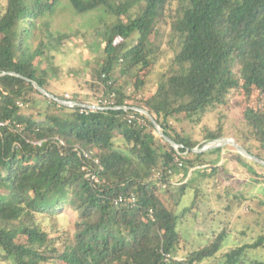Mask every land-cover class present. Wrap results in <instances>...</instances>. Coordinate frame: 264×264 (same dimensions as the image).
Here are the masks:
<instances>
[{
  "label": "trees",
  "instance_id": "1",
  "mask_svg": "<svg viewBox=\"0 0 264 264\" xmlns=\"http://www.w3.org/2000/svg\"><path fill=\"white\" fill-rule=\"evenodd\" d=\"M61 1L7 0L0 9V123L9 121L0 124V264H210L226 229L187 251L181 222L198 192L192 205L178 206L196 167L203 166L196 172L200 184L215 174L217 160L205 156L223 147L195 152L204 145L173 121L200 118L234 97L247 128L238 143L264 160V0H71L79 11L103 6L113 17L94 93L75 100L129 106L88 112L33 85L65 98L50 88L51 51L69 36L50 25ZM161 24L174 43L169 67L148 94L150 78L139 72L130 93L129 80L114 71L155 68L161 45L153 38ZM134 107L150 111L182 145L179 151L163 137L160 143L153 122ZM223 136L219 124L205 139ZM85 165L100 181L87 176ZM120 196L125 201L117 203ZM263 246L264 234L227 250L222 264H264V258L243 260Z\"/></svg>",
  "mask_w": 264,
  "mask_h": 264
},
{
  "label": "rangeland",
  "instance_id": "2",
  "mask_svg": "<svg viewBox=\"0 0 264 264\" xmlns=\"http://www.w3.org/2000/svg\"><path fill=\"white\" fill-rule=\"evenodd\" d=\"M6 4L7 0H0V9H3ZM135 11L133 9L132 14ZM123 18L127 19V16L123 15ZM50 21L54 32L69 35L58 49L51 51L53 65L51 63L50 66L54 67L55 74H51L50 88L64 95L68 93L73 96L92 95L94 92L91 85L97 82L96 69L100 67L104 56L105 25L113 21L112 15L103 6L84 12L75 8L71 0H62L50 17ZM168 30V25L161 24L159 33L153 38L155 45H161V49L156 51L160 52V55L155 68L140 70L137 68L126 75L121 74L120 67L114 71V77L121 81L129 80L128 92H133L131 84L140 72L139 74L150 78L145 85V91L148 94L150 89H154L153 83L157 76L169 67V60L174 54L172 50L174 43L169 44L171 37ZM50 71L52 73V68ZM236 103L237 99L234 100L233 97L229 104L202 114L200 118L196 116L194 120L173 121L174 126L181 133L191 134L195 140L205 146L212 143L205 139L206 131L214 130L219 124H223L224 136L220 139L238 142L247 128ZM157 139L163 143L161 136ZM238 154L241 155L242 160L233 157ZM205 158L217 160L213 164L216 172L200 184L201 180L198 179L196 172L203 166L196 167L193 174L195 179L187 189L185 202L183 201L178 207L182 209L186 205H192L195 199L193 197L197 192L198 197H196L195 205H192L191 210L183 216L181 229L186 240V250L189 251L207 243L225 228L227 236L223 248L209 260L210 264H222L223 254L227 250L252 242L264 234V164L261 165L262 163L243 154L231 143L224 146L220 154L207 153ZM248 166L252 168H247ZM193 171L194 169H190L189 177ZM67 213L72 218L73 214L70 211ZM39 220L46 228H50L51 223L48 217L40 215ZM62 221L65 223L64 220ZM252 254L253 257L246 255L243 260L264 258V246L258 251L253 250ZM244 261L241 263H245Z\"/></svg>",
  "mask_w": 264,
  "mask_h": 264
},
{
  "label": "water",
  "instance_id": "3",
  "mask_svg": "<svg viewBox=\"0 0 264 264\" xmlns=\"http://www.w3.org/2000/svg\"><path fill=\"white\" fill-rule=\"evenodd\" d=\"M1 74V73H0ZM30 80V79H28ZM33 85L40 91L42 92L43 94L49 96L50 98H53L55 100H57L58 102L60 103H64L66 104V102L61 99V98H58L56 97L53 93L49 92L46 88L42 87L40 84H38L36 81H33ZM135 109L143 112L145 115H147L149 117V119L153 122L154 126L156 127L159 135L161 137H163L166 141H168L170 144H172L173 146L175 145H180V144H177L176 141L171 138L170 136H168L162 129V127L159 125V123L157 122V120L155 119V117L151 114L150 111H148L147 109L145 108H142V107H134ZM232 144L234 145L240 152H242L243 154L253 158L254 160L264 164V160L251 154L244 146L240 145L238 142L236 141H233V140H230V139H215L212 141L211 144H206L205 146L203 147H196L194 148V151L195 152H204V151H207V150H210V149H213V148H217V147H224L226 146L227 144Z\"/></svg>",
  "mask_w": 264,
  "mask_h": 264
},
{
  "label": "built area",
  "instance_id": "4",
  "mask_svg": "<svg viewBox=\"0 0 264 264\" xmlns=\"http://www.w3.org/2000/svg\"><path fill=\"white\" fill-rule=\"evenodd\" d=\"M63 100L66 102V104L68 106H71V107H74L76 105H79L81 106V111L82 112H88L89 110H97V109H102V108H108V107H113V108H129V106L127 105H124V106H118V105H114V101L112 99H100L98 102H95V103H80L79 101L75 100L74 96L71 95V94H65V98H63ZM135 116L134 115H131L129 118H128V122L131 123L133 121V118ZM9 121H6V122H1L0 124H6L8 123ZM39 144H41L42 142H38ZM175 149L177 151H179L178 149L180 147H182V145H175L174 146ZM92 153V151L90 152ZM187 153V152H186ZM85 155H89L88 153H85ZM177 159V162H178V165L179 166H183V161L180 160L179 157L176 158ZM94 161L100 165V168L103 169L102 165L100 164L99 162V159L98 158H94ZM83 169L87 170V176L91 177V179H93L95 182H98L100 181V176L95 173L93 170H91L87 165H85L83 167ZM161 173L158 172L157 173V176H159ZM132 200H135V199H132ZM125 201V198L123 196H120L118 199H117V203L118 202H123Z\"/></svg>",
  "mask_w": 264,
  "mask_h": 264
}]
</instances>
